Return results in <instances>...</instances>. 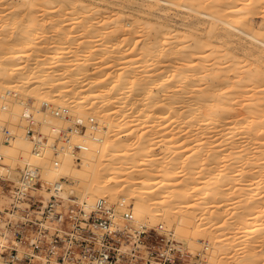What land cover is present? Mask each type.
I'll return each mask as SVG.
<instances>
[{"label":"bare ground","instance_id":"1","mask_svg":"<svg viewBox=\"0 0 264 264\" xmlns=\"http://www.w3.org/2000/svg\"><path fill=\"white\" fill-rule=\"evenodd\" d=\"M163 1L213 22L194 32L200 21H166L125 0H0V20L10 18L0 24V120L20 128L9 144L0 130V153L40 166L42 189L63 199L74 184L61 178L73 177L86 210L97 197L121 198L136 228L175 221L193 253L204 236L212 262L264 264V36L253 29L264 0ZM245 38L258 54L230 45ZM21 98L39 119L42 102L96 117V131L72 133L87 145L80 165L72 152L56 166L33 155ZM7 248L0 241V254Z\"/></svg>","mask_w":264,"mask_h":264},{"label":"built area","instance_id":"2","mask_svg":"<svg viewBox=\"0 0 264 264\" xmlns=\"http://www.w3.org/2000/svg\"><path fill=\"white\" fill-rule=\"evenodd\" d=\"M20 117L25 135L31 142L34 156L50 160L52 165L61 163V156L72 152L73 159H81L87 150L85 143L72 141L74 131L88 128L97 129L98 120L94 116L82 117L67 107L49 106L40 103L39 109L47 110L44 119H39L34 103L22 99ZM51 118V119H49ZM50 120L49 129L44 126ZM61 121L62 124L57 122ZM24 122V123H23ZM62 125V126H61ZM0 130L4 144H9L17 137L9 121L0 120ZM0 217L9 214V222L15 233L11 260H21L28 264H207L208 242L204 250L192 253L184 242L176 237L175 231L164 223L151 228H136L133 224L131 208L118 211L116 206L105 198H99L92 210L85 208L60 212L63 200L57 195L50 197L44 207V199L33 208L32 190L42 189V168L30 164L28 158L18 166L17 176H13L11 162L0 153ZM52 189V188H50ZM56 192V189H52ZM65 200V199H64ZM25 204V206H23ZM125 207L118 203L117 207ZM117 209V210H116ZM38 214V215H35ZM15 215L20 218L15 220ZM69 219L68 230L62 228L65 219ZM57 222L50 228L47 222ZM121 224L122 231L116 233V225ZM25 244L29 252L20 253L18 245ZM19 251V252H18ZM5 253V252H4ZM198 255L196 259H193Z\"/></svg>","mask_w":264,"mask_h":264},{"label":"rangeland","instance_id":"3","mask_svg":"<svg viewBox=\"0 0 264 264\" xmlns=\"http://www.w3.org/2000/svg\"><path fill=\"white\" fill-rule=\"evenodd\" d=\"M125 1H127L128 3H130L131 5H133V6H135V7H137V8H139V9H141V10H144V11H146V12H150L151 14H154L155 16H157V17H161V19H163V20H172L171 22H174V23H178V24H180V23H184V22H194V21H200L197 25L199 26H197L195 29H193V31L194 32H201L202 30H204V29H206L208 26H210V24L213 22V20L208 16V15H206V14H204V13H197V12H195V11H193V10H188L187 8H185V7H183V6H180V5H172V4H169V3H167V2H164L163 0H125ZM108 5H110V7H111V5L113 6V7H118L117 5H114V4H110V3H108ZM0 7H3L4 9H6L4 6H0ZM112 7V8H113ZM1 18H2V16H0ZM2 20V19H1ZM0 20V24H2V23H4V20H6V17H5V19H3V21H1ZM8 20H10V18L8 17V19L6 20V21H8ZM185 20V21H184ZM259 20H260V22H257V24H255V26H253V29H254V31L255 32H257L258 34H259V37H263L264 36V20H263V18H259ZM179 21V22H178ZM2 22V23H1ZM201 22L203 23V24H201ZM201 24V25H200ZM225 26V25H224ZM202 27V28H201ZM227 27V26H226ZM229 29V28H228ZM197 30V31H196ZM230 30V29H229ZM42 31H40V32H38V34L39 35H41V36H39L38 34H37V36L38 37H40V39L42 38L43 40H44V37L43 36H46L47 37V33L48 32H45L46 34H43V33H41ZM52 32H55V31H50L49 32V34L48 35H50ZM78 32V33H77ZM77 32H74L76 35H78V34H80L79 33V31H77ZM81 35V37H82V34H80ZM80 35H78V39H77V41H80ZM1 36L2 35H0V38H1ZM77 38V37H76ZM39 38H38V40L39 41H41L42 43H41V45L44 43L43 42V40L41 39L40 40ZM84 39V36L82 37V40ZM241 40V41H240ZM240 40H236V41H234L233 43H230V45L231 46H237L238 47V51L239 52H241L240 50H239V47L244 43L245 45H244V47L242 48V49H253V50H257L258 52L256 53V54H258L259 53V44L258 43H256L255 41L251 44V41L250 40H247V38H245V39H240ZM247 40V41H246ZM54 43V42H53ZM242 43V44H241ZM55 44V43H54ZM43 45H45V43L43 44ZM56 45H58V44H56ZM52 46V45H51ZM58 46H60V45H58ZM58 46H55L56 48H53L54 47V45L52 46V49H57V47ZM61 48V47H60ZM31 49H27V51H30ZM263 51H264V49H263ZM87 54V53H86ZM254 58H259V56L258 55H256ZM260 66H262V63H260L259 65H258V67H260ZM33 67V66H32ZM34 67H36V66H34ZM263 71H264V68L262 69ZM109 73V70H105V73H107V72ZM1 83V82H0ZM21 99H24V98H21ZM25 100V99H24ZM34 100H36V99H34ZM37 101V100H36ZM73 114H75V113H73ZM88 113H86V115H87ZM92 115V113H90L88 116H91ZM92 116H94V115H92ZM83 117H86L85 115L83 116ZM6 118L7 117H4L3 119H2V117H1V120H3V121H9L8 120V118H7V120H6ZM96 118V117H95ZM97 120V119H96ZM11 124H13V122H10ZM24 123V122H23ZM17 126H16V133L17 132H19L20 131V128H19V130L17 131ZM90 129V128H89ZM90 130H94V131H96L95 129H90ZM124 137H125V133H123L122 134ZM31 145V144H30ZM16 157V156H15ZM19 157V158H18ZM22 156H20V155H18L16 158H12L13 159V161H12V159H10L11 161V167L13 168V176H17V170H18V166L21 164V162H22V159H20ZM16 159V160H15ZM18 159H20V160H18ZM23 159H24V157H23ZM15 160V161H14ZM82 159H78V160H76V159H74V163L76 164V165H80V161H81ZM13 162V163H12ZM77 162V163H76ZM140 163V162H139ZM107 175V174H106ZM41 177H42V183H46V177L43 175V172L41 171ZM104 178V177H103ZM105 178H106V176H105ZM183 178V177H182ZM73 179V180H72ZM61 180L62 181H67L68 183H70L72 186H73V184H74V188L72 189L73 191H74V189H75V191L73 192L72 190V192L70 191L68 194V196H69V198L68 199H63V200H61L60 202H57V203H60V205L61 206H57V209L60 211V212H67L68 214L71 212V209H75V210H80V209H84L85 207H84V205H83V203H84V200H86L85 199V197H82L83 195H84V193H83V190L81 189H79L78 188V183L74 180V178L72 177H70V176H66L65 178H61ZM72 180V181H71ZM79 185L81 186V185H84V183H79ZM77 186V187H76ZM76 187V188H75ZM82 187V186H81ZM53 189V188H52ZM52 189H47V190H43V189H37V190H32L31 191V193L34 195L33 196V198H32V202H35L34 204H33V208H35L36 210H37V204H39V203H41L40 202V200H43V199H45L46 198V196L48 195L49 197H51V198H53V199H57V198H59V197H57V193L55 192V191H53ZM77 189H78V191H77ZM77 192V193H76ZM83 194V195H82ZM108 196H104V197H97L96 199H95V202L99 199V198H105L106 200H108V202H110L111 204H113L114 206H116V208L118 209V211L120 212V211H123V210H128L129 208H131V205L132 204H130L128 207H117V204H118V202L120 201V199L121 198H118L117 200H112V198H107ZM23 206H25V204L23 205ZM93 209V208H92ZM91 209V210H92ZM116 209V210H117ZM8 215L9 214H3V216L2 217H0V241H3L4 239H6V243L8 244V248H7V251L5 252V253H2V254H0V258L1 259H4V260H7V261H9L11 264H28V262H23V261H21V260H17V259H15V260H11L12 259V253L14 254L15 252H16V250L14 249V250H12V247H13V245H12V243H13V241L15 240V233H14V229L12 228V226H11V223H8L9 221V218H8ZM35 215H38V214H35ZM13 217H15V220L17 221V219L18 218H20V215H15V216H13ZM168 221H163V220H159L158 221V223H164L166 226H171V228L172 229H174V230H176L175 229V221L173 222V221H169V222H171V224H169V222L167 223ZM158 223H156L154 226L156 227L157 226V224ZM47 224H48V226H51L50 228H55L56 226H57V222H55L54 220H52V221H48L47 222ZM68 224H69V219H65L64 220V222H63V224H62V228L64 229V230H68ZM175 233H176V231H175ZM178 234H180L181 235V233H179V232H177ZM184 233H182V236H180V235H176V237L178 238V239H180V240H182L183 242H184V246H186V247H188L189 249H191V251L193 250L191 247L195 244V242H194V239H189V238H187L185 235H183ZM199 241L200 242H197L198 243V245H197V247H195L196 248V250H204V246H205V242H208L209 244V246H208V249L206 250V254H207V256H209L208 257V262H207V264L209 263V261H211V264H214V262H215V264H218V262H221V258H216L215 259V261H213L212 262V260H214V259H211L210 260V253H211V249L212 248H209L212 244V242L207 238V237H204V236H199ZM190 240H192V241H190ZM208 240V241H207ZM188 241H190L191 243L192 242H194V243H192V244H189V242ZM233 243V242H232ZM235 243V242H234ZM232 245V244H231ZM212 247H213V245H212ZM17 248L20 250V253L21 254H23L24 252H29V249H28V246L27 245H25V244H21V245H18L17 246ZM194 248V249H195ZM207 251L209 252V254L207 253ZM19 252V251H18ZM192 253H193V251H192ZM24 255V254H23ZM198 257V255H195L194 256V258L193 259H196ZM0 259V260H1ZM220 260V261H219ZM218 261V262H217ZM231 259H228V261H226L224 264H231V263H234V261H232ZM224 262V261H223Z\"/></svg>","mask_w":264,"mask_h":264}]
</instances>
